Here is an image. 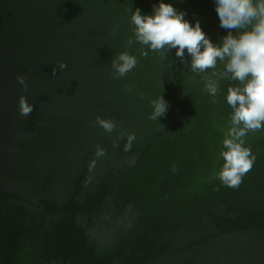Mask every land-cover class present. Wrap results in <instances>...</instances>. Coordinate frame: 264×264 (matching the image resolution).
Returning <instances> with one entry per match:
<instances>
[{
  "label": "water",
  "instance_id": "water-1",
  "mask_svg": "<svg viewBox=\"0 0 264 264\" xmlns=\"http://www.w3.org/2000/svg\"><path fill=\"white\" fill-rule=\"evenodd\" d=\"M160 2L0 0V264H264V131L247 137L257 159L239 188L221 185L230 81L213 103L190 58L127 44L129 6ZM163 2L212 42L227 35L214 0ZM123 51L138 64L114 79ZM159 95L168 111L151 120ZM97 115L117 129L90 126ZM120 130L136 133L128 152L126 137L113 147Z\"/></svg>",
  "mask_w": 264,
  "mask_h": 264
},
{
  "label": "clouds",
  "instance_id": "clouds-1",
  "mask_svg": "<svg viewBox=\"0 0 264 264\" xmlns=\"http://www.w3.org/2000/svg\"><path fill=\"white\" fill-rule=\"evenodd\" d=\"M215 11L220 20V27L227 31L220 43H214L203 31L200 21L195 26L185 19L186 12L178 11L170 3L163 0L153 5L152 15L142 14L139 8L131 12L130 21L134 26L133 35L128 38L129 47L138 43L141 55L147 56L148 51L157 53L166 59L173 49L182 63L190 58V71L199 75L204 82L203 91L211 96L213 103H219L222 92L221 81H230L227 87L226 102L232 109L228 113L225 126L219 130L223 133L222 147L217 161L223 160L219 170L214 172L215 179L221 185L238 189L244 176L253 168L257 155L251 145L246 144L249 134L255 135L264 131V0H214ZM235 33V34H234ZM187 53V55H186ZM138 64L135 55L128 51L115 56L111 65L114 69L112 78L126 76ZM67 67L65 62L59 68ZM57 69L53 68L52 74ZM17 81L28 90L24 76H17ZM238 82V83H231ZM125 91L132 92L127 86ZM153 111L149 119L159 120L166 116L169 104L163 95L150 101ZM19 113L28 116L34 110L27 97L19 98ZM99 125L106 133L117 129L116 121L97 115L90 126ZM126 137L124 151L131 150L136 140L135 132L120 130L113 141V147H119V141ZM106 154L100 145L96 146L97 158ZM134 157L131 163H135ZM97 161L93 159L89 170L95 168ZM173 165V171H175ZM89 180L91 177L88 178ZM215 190H219L216 188Z\"/></svg>",
  "mask_w": 264,
  "mask_h": 264
}]
</instances>
